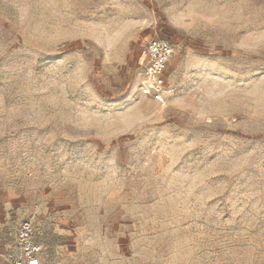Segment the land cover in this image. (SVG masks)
I'll use <instances>...</instances> for the list:
<instances>
[{"label":"rangeland","instance_id":"rangeland-1","mask_svg":"<svg viewBox=\"0 0 264 264\" xmlns=\"http://www.w3.org/2000/svg\"><path fill=\"white\" fill-rule=\"evenodd\" d=\"M27 219L43 264H264V0H0V264Z\"/></svg>","mask_w":264,"mask_h":264},{"label":"built area","instance_id":"built-area-1","mask_svg":"<svg viewBox=\"0 0 264 264\" xmlns=\"http://www.w3.org/2000/svg\"><path fill=\"white\" fill-rule=\"evenodd\" d=\"M144 53L142 95L164 104L170 88L163 84V77L175 56V46L167 39L153 37L148 41ZM45 247L38 241L37 228L33 220L21 222L14 246L5 254L8 264H42Z\"/></svg>","mask_w":264,"mask_h":264},{"label":"crops","instance_id":"crops-1","mask_svg":"<svg viewBox=\"0 0 264 264\" xmlns=\"http://www.w3.org/2000/svg\"><path fill=\"white\" fill-rule=\"evenodd\" d=\"M0 223H2V221L0 220ZM18 230V229H17ZM17 230L11 234V239L10 241L8 242L7 246H6V250L4 251V254L7 253L9 250H11L14 246V242H15V238H16V233H17ZM1 232V231H0ZM1 235V234H0ZM37 235H38V241H40L41 243L43 242L42 239L40 238V234L37 230ZM45 247V245H44ZM45 253V252H44ZM42 264H43V261H42Z\"/></svg>","mask_w":264,"mask_h":264}]
</instances>
